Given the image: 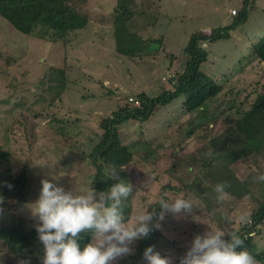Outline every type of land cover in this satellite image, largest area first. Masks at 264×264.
Here are the masks:
<instances>
[{
  "label": "rangeland",
  "instance_id": "374dc122",
  "mask_svg": "<svg viewBox=\"0 0 264 264\" xmlns=\"http://www.w3.org/2000/svg\"><path fill=\"white\" fill-rule=\"evenodd\" d=\"M117 3L86 0L77 6L87 17L86 25L57 40L49 33L38 37L39 26L26 36L0 17V175L7 170L13 177L24 172L27 179L19 198H3L0 228H36L39 221L31 206L39 198L42 180L73 194L94 190L89 156L103 133L104 119L126 105L137 107L141 93L152 95L169 88L165 83L171 75L166 72L170 66L166 53L182 51L192 34L208 37L212 30L230 26L242 9L241 0H133L126 31L142 40L161 39L162 45L156 57L131 58L117 51ZM232 8L236 16L228 13ZM228 34V39L200 44L207 52L201 70L222 88L206 111L189 114L179 104H172L157 108L146 123L128 121L118 129L122 143L132 151V160L116 177L133 189L125 201L130 209L128 224H134L135 216L145 208L151 212L161 197H183L193 204L190 212L166 213L156 222L160 237L154 250L172 264H180L195 236L210 230L234 233L250 224L255 211L251 197L234 196L235 189L226 191L222 203L212 186L203 200L197 199L191 190L206 186L193 184L200 159L191 168L182 164L237 120L235 111L224 110L231 101L246 109L264 91V68L251 49L264 36V0H252L246 21ZM60 68L65 74L64 89L57 93V83L49 78L51 70ZM217 108L221 111L218 116ZM246 166H232L240 179L252 171ZM187 185L193 186L191 190ZM94 192L98 201L99 194ZM241 216L247 217L246 223ZM263 237H254L255 253L264 249ZM137 246L138 239L129 245L130 255L110 264H132ZM37 248L39 242L33 244V252ZM43 257L40 249L30 257L33 262L26 263L22 255L14 256L0 246V264H42ZM137 261L147 264L144 257Z\"/></svg>",
  "mask_w": 264,
  "mask_h": 264
},
{
  "label": "trees",
  "instance_id": "16d2710c",
  "mask_svg": "<svg viewBox=\"0 0 264 264\" xmlns=\"http://www.w3.org/2000/svg\"><path fill=\"white\" fill-rule=\"evenodd\" d=\"M242 9L233 23L225 28L211 31L206 37L200 33L192 34L187 45L178 53H166L170 66L166 72L171 75L165 79L169 88H163L156 94L148 95L141 93L137 95V107L126 105L104 119L101 123L103 133L98 142L94 145L90 153V165L93 168L91 174L92 186L100 194L107 192L112 185L119 181L110 178L108 170L115 166L116 173L132 160V151L128 145L122 143L118 129L128 121L146 123L151 119L152 113L157 108H163L172 104H179L186 113L194 114L199 111H206L210 104H213L222 88L215 80L201 70V65L207 60V52L200 46L201 42L215 43L219 40L229 38L228 32L235 30L237 26L243 24L247 19V12L252 0H241ZM86 0H0V17L5 19L16 31L29 36L32 35L36 27H40L41 32L37 35L43 38L46 33L53 36V40L61 39L68 31L83 28L87 23V17L79 13L77 6L84 4ZM133 0H118L115 8L118 14L115 18L116 45L117 51L121 55L131 58H141L144 54L151 57L158 56L162 40L146 39L135 33L126 31L125 23L132 17L129 6ZM118 8V10H117ZM165 45V44H164ZM254 59L259 61L264 68V36L260 37L252 45ZM162 52L164 50H161ZM165 57V58H166ZM183 59H181V58ZM143 58V57H142ZM176 61L179 63L176 64ZM175 63V64H174ZM171 65L174 68L169 69ZM176 65V66H175ZM169 69V70H168ZM53 75L49 78L55 85L57 93L64 89V70L63 68L51 70ZM52 89V86H49ZM129 104V103H128ZM224 110H233L237 114V120L227 126L220 134L211 137L192 157H187L185 162L187 168L195 164L198 159V174L193 182L205 183L191 190L193 186H186V189L194 192L197 199L203 200V195L208 190V186L215 188L218 183L227 182L230 187L225 191L235 189L234 196L251 197L255 206V211L249 217V225L245 224L234 233L244 239V245L255 259L264 264V249L255 253L253 245L254 237H263L264 234V181H258L257 177L264 174V91L257 94L254 101L246 109L237 107L231 101ZM217 115L221 111L217 108ZM191 128L188 133H191ZM8 155L5 153L3 158L7 161ZM247 164L248 173L244 178H239L235 174L234 168L238 165ZM234 168H233V167ZM125 178V175H121ZM27 183L26 174L21 172L18 176H11L9 170L0 175V193L3 198H19ZM10 185V187H9ZM253 187L251 192L249 188ZM166 188H170L169 186ZM173 189V188H172ZM124 222L130 219V209L124 202ZM208 209L210 205H206ZM160 212V205H152ZM151 211V212H152ZM157 218L152 221V231L145 238L138 239V246L133 252L135 257L131 258L132 264H136L137 259H142L146 248L158 246L159 230L154 227ZM229 231L223 237L230 240ZM264 239V237H263ZM93 240L91 233H82L79 240L81 250ZM35 242H39V250L44 251V246L38 238L36 228L24 230L21 226L0 228V246H4L12 255L19 257L22 261L32 263L29 260L38 248L32 249ZM243 250L238 248L237 251Z\"/></svg>",
  "mask_w": 264,
  "mask_h": 264
},
{
  "label": "clouds",
  "instance_id": "9594fccd",
  "mask_svg": "<svg viewBox=\"0 0 264 264\" xmlns=\"http://www.w3.org/2000/svg\"><path fill=\"white\" fill-rule=\"evenodd\" d=\"M110 178L117 177L115 166L108 170ZM264 181V174L257 177ZM39 198L31 206L38 219V238L44 246L42 264H110L118 258L131 254L129 245L137 239L145 238L152 231L154 218L162 220L166 213L190 212L193 204L183 197L166 199L161 197L155 209L145 208L135 216V223L124 222V202L132 194V186L124 181L115 183L107 192L96 199L94 190L73 194L50 180L41 181ZM10 187V185H9ZM230 187L227 182L215 185L218 202H223ZM0 196V204H3ZM247 222L246 216H241ZM154 227H159L158 224ZM91 233L93 240L81 250L79 240L82 233ZM225 240L224 231H208L203 236L194 237L191 247L180 258V264H259L246 250L244 239L236 233H229ZM238 248L243 250L237 251ZM147 264H172L168 257H162L152 246L143 253Z\"/></svg>",
  "mask_w": 264,
  "mask_h": 264
},
{
  "label": "built area",
  "instance_id": "2783aa9c",
  "mask_svg": "<svg viewBox=\"0 0 264 264\" xmlns=\"http://www.w3.org/2000/svg\"><path fill=\"white\" fill-rule=\"evenodd\" d=\"M230 16H236L237 12L235 9L229 11Z\"/></svg>",
  "mask_w": 264,
  "mask_h": 264
},
{
  "label": "crops",
  "instance_id": "0c3cea01",
  "mask_svg": "<svg viewBox=\"0 0 264 264\" xmlns=\"http://www.w3.org/2000/svg\"><path fill=\"white\" fill-rule=\"evenodd\" d=\"M233 9V8H232ZM230 10V9H229ZM228 13H229V11H228Z\"/></svg>",
  "mask_w": 264,
  "mask_h": 264
}]
</instances>
